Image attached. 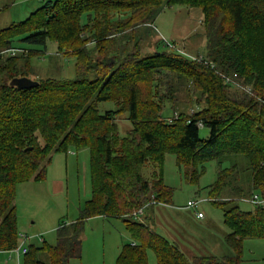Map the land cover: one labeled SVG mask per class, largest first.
<instances>
[{
  "label": "trees",
  "instance_id": "1",
  "mask_svg": "<svg viewBox=\"0 0 264 264\" xmlns=\"http://www.w3.org/2000/svg\"><path fill=\"white\" fill-rule=\"evenodd\" d=\"M174 5L203 12L207 51L199 59L176 52L169 42L166 50L143 51L141 24ZM143 30L152 34L150 26ZM49 40L76 56L77 76L37 79L39 85L26 89L11 85L13 78L33 74L26 52L43 51L33 46L46 49ZM4 49L22 51L0 60V250L19 245L17 186L44 181L54 154L83 148L91 155V198L78 219L60 221L55 245L31 244L23 264H68L80 257L85 223L93 216L123 218L134 239L115 264H150V249L157 264H242L245 240L264 238V204L243 210L238 203L255 193L264 198V0H47L0 31ZM235 74L253 94L231 92L236 86L226 76ZM171 75L193 80L206 96L198 111L172 122L165 119L164 100L155 98ZM101 102L115 106L101 112ZM122 114L132 124L125 135L118 123ZM202 127L209 129L207 137ZM168 153L195 182L205 162H230L209 191L229 229L228 254L190 257L138 219L150 192L171 198L164 182ZM148 162L159 167L152 180L144 176ZM238 174L249 183L244 178L232 187ZM227 187L233 196L224 198Z\"/></svg>",
  "mask_w": 264,
  "mask_h": 264
},
{
  "label": "rangeland",
  "instance_id": "2",
  "mask_svg": "<svg viewBox=\"0 0 264 264\" xmlns=\"http://www.w3.org/2000/svg\"><path fill=\"white\" fill-rule=\"evenodd\" d=\"M46 1L0 0V31L14 22L26 20ZM147 26L152 28L149 36L143 30ZM140 27L143 28L140 36H144L141 43L144 53L155 49L166 50L165 44L169 42L175 44L178 49L176 52L184 53L188 58L199 59L201 55H206L207 41L200 7L174 5L160 12L154 22L141 24ZM33 48L43 50L26 52L31 55L30 70L33 74L30 76L34 79H73L77 76L76 56L59 51L55 41L49 40L46 49L38 46ZM21 51L12 50L11 53L4 49L0 52V60ZM170 78L165 79L159 94L155 93L157 100H164L165 119L172 122L182 114L192 115L205 105L203 89L193 80L178 81L172 75ZM231 92L241 93L243 89L234 87ZM114 106L112 102L99 103L101 112ZM118 123L122 135L132 129L127 114L119 115ZM200 133L202 137H207L209 129L202 127ZM72 150L73 153L54 154L44 181L24 182L17 186L19 236L25 234L30 237L25 241L19 238V246L39 245L43 243L42 238L46 239L47 244L55 245L60 221L71 222L78 219L81 209L91 198L90 150ZM239 158L242 160L243 157ZM204 166L206 170L199 180L192 181L186 176L187 167L180 166L177 156L168 153L164 163V182L171 189V198L166 202L156 199L150 192V200L144 204V211L138 217L167 238L170 232H180L176 236L183 241L190 257L202 252L222 256L231 251L225 242L229 229L224 223L223 210L213 203L209 193L210 185L217 180L221 167L230 166V162L226 161L220 167L218 161L211 160L205 162ZM143 171L144 176L152 180L159 167L148 162ZM244 174L237 175L232 187L242 184L245 179V184L249 183ZM230 191L229 187L225 189L224 198L233 196ZM190 200L200 201L198 209L188 206ZM238 203L243 210H253L255 207L251 196L241 197ZM197 210L202 211L204 217H198ZM82 240L81 256L70 259L68 264H115L123 246L134 241L123 218L113 216L90 217L85 223ZM148 255L149 263L157 264L155 252L150 249ZM23 257L21 255V264ZM42 258L48 261L47 255ZM0 264H18L17 257L15 255L10 258V253L3 251L0 254ZM242 264H264V238L245 240Z\"/></svg>",
  "mask_w": 264,
  "mask_h": 264
},
{
  "label": "built area",
  "instance_id": "3",
  "mask_svg": "<svg viewBox=\"0 0 264 264\" xmlns=\"http://www.w3.org/2000/svg\"><path fill=\"white\" fill-rule=\"evenodd\" d=\"M236 77H237V74H235L233 77H232V76H226V82H228V83H232V84H234L236 87H240V88H242L243 90H245V91H247V92L253 94V89H252V87L249 86V85H243V84H241L239 81L236 80ZM200 125H202V124L200 123ZM252 201H253L254 203H261V204H264V198H262V197L260 196V194H258V193H255V194H254V196H253V198H252ZM199 204H200V201H198V200H197V201H195V200H190V201H188V206H189V207H194V208H196V209H198ZM142 213H143V209L140 210V211L137 213V215L139 216V214H142ZM197 216L202 218V217H204V213H203L202 211L197 210ZM19 237L22 238V239H24V241L30 239V237H29L28 235H25V234H22V235H20ZM42 241H43V239H42ZM3 251H7V252H9V253H10V258L16 255L18 264H21V263H20V262H21V261H20V260H21V255H24V254H26V253L28 252V247H26L25 245H21V246L18 245L17 247H15V248H13V249H11V250H0V254H1Z\"/></svg>",
  "mask_w": 264,
  "mask_h": 264
},
{
  "label": "water",
  "instance_id": "4",
  "mask_svg": "<svg viewBox=\"0 0 264 264\" xmlns=\"http://www.w3.org/2000/svg\"><path fill=\"white\" fill-rule=\"evenodd\" d=\"M39 81L31 76H20L15 77L11 81V85L17 86L21 89L31 88L39 85Z\"/></svg>",
  "mask_w": 264,
  "mask_h": 264
},
{
  "label": "crops",
  "instance_id": "5",
  "mask_svg": "<svg viewBox=\"0 0 264 264\" xmlns=\"http://www.w3.org/2000/svg\"><path fill=\"white\" fill-rule=\"evenodd\" d=\"M72 150V149H71ZM69 151V153H73L74 151L72 150V151ZM29 182H32V181H29ZM103 217H107V216H103ZM108 218V217H107ZM169 234V240H171L172 242H175L176 244H178V246L181 248V250L183 251V252H185L188 256H190L189 255V253L185 250V248H184V243H183V241H181V239L178 237V236H176V234H180V232H176V234L175 233H173V232H170V233H168ZM171 238V239H170ZM43 240H46L45 238H42ZM42 241V240H41ZM195 255H206V254H204L203 252L202 253H194L192 256H195Z\"/></svg>",
  "mask_w": 264,
  "mask_h": 264
}]
</instances>
